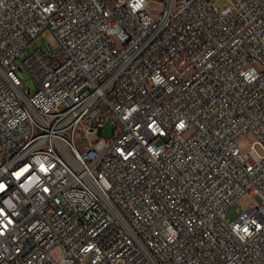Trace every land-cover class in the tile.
I'll return each instance as SVG.
<instances>
[{
	"label": "built area",
	"instance_id": "obj_1",
	"mask_svg": "<svg viewBox=\"0 0 264 264\" xmlns=\"http://www.w3.org/2000/svg\"><path fill=\"white\" fill-rule=\"evenodd\" d=\"M211 1L0 0V264H264V0Z\"/></svg>",
	"mask_w": 264,
	"mask_h": 264
},
{
	"label": "rangeland",
	"instance_id": "obj_2",
	"mask_svg": "<svg viewBox=\"0 0 264 264\" xmlns=\"http://www.w3.org/2000/svg\"><path fill=\"white\" fill-rule=\"evenodd\" d=\"M228 4L227 0H212L211 5L216 6L218 8H223ZM161 8V4L157 2H149L148 4V12L156 16L158 14V9ZM48 37L45 35L39 36L36 38L25 51H23L18 59V65L20 64V61L29 53L31 52L35 47L41 48L43 51L50 53L53 49L48 43ZM19 73V72H18ZM19 78L21 80V84L25 88V92H27V89L31 92L35 91V85L31 79V77L28 74H21L19 73ZM115 128L114 124H110L109 122L105 123L103 125L101 134L103 137H108L112 134V129ZM94 136H91V139H94ZM254 137L252 134L247 133L238 140V146L241 152H247L254 142ZM258 152H261V150L256 146L254 147ZM252 203V198L246 194L243 197H241L235 204L230 206L225 213V216L227 218H235L241 210H243L247 205Z\"/></svg>",
	"mask_w": 264,
	"mask_h": 264
},
{
	"label": "snow or ice",
	"instance_id": "obj_3",
	"mask_svg": "<svg viewBox=\"0 0 264 264\" xmlns=\"http://www.w3.org/2000/svg\"><path fill=\"white\" fill-rule=\"evenodd\" d=\"M136 6L139 7L138 4H137ZM180 127H183V124H181ZM18 175H19V174H18ZM2 188H3V185H0V189H2ZM244 231L247 232V229H244Z\"/></svg>",
	"mask_w": 264,
	"mask_h": 264
}]
</instances>
